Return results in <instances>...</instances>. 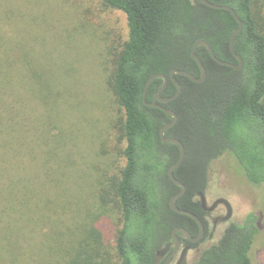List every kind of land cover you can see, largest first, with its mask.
I'll use <instances>...</instances> for the list:
<instances>
[{
    "label": "trees",
    "instance_id": "trees-1",
    "mask_svg": "<svg viewBox=\"0 0 264 264\" xmlns=\"http://www.w3.org/2000/svg\"><path fill=\"white\" fill-rule=\"evenodd\" d=\"M102 1L106 8L122 12L128 27L107 78L123 114L119 134L125 164L110 179L109 189L102 188L93 198L92 210L80 194V201H74L77 189L67 190L63 153L53 147L42 113L33 114L45 82L49 99L61 93L51 88L53 75L46 81L52 64L45 68L35 60L32 45L18 35L22 29L15 16L0 13L10 25L8 33L0 27V264H158L156 252L176 228L194 236L198 232L196 221L169 203L180 191L168 175L180 149L163 143L160 130L172 117L147 106L143 93L155 74L169 76L179 69L199 77L192 55L198 40L208 41L219 59L238 64L230 46L238 22L230 11L198 0ZM209 1L232 7L243 22L235 41L243 68L221 65L199 46L205 81L176 75L182 92L163 104L178 115L165 136L185 147L184 161L173 173L186 191L175 205L202 220L197 193L204 191L210 165L221 155L230 154L250 184L264 186V0ZM162 84L161 78L150 83L148 102L155 100ZM97 87L102 93L104 87ZM176 90L169 79L161 97H171ZM110 121L118 126L117 113ZM110 222L116 226L112 250L102 228ZM221 234L192 264H253L257 214L230 224Z\"/></svg>",
    "mask_w": 264,
    "mask_h": 264
},
{
    "label": "rangeland",
    "instance_id": "rangeland-1",
    "mask_svg": "<svg viewBox=\"0 0 264 264\" xmlns=\"http://www.w3.org/2000/svg\"><path fill=\"white\" fill-rule=\"evenodd\" d=\"M10 12L22 29L18 35L32 45L35 60L45 68L52 64L49 69L53 73L46 81L53 75L55 85L51 88L61 93L49 99L45 82L33 114L42 113L53 147L63 153L67 190L77 189L74 201H80V194L87 209L92 210L93 198L102 188L109 189L110 179L125 164L120 153L124 142L119 134L123 114L107 78L116 52L127 39L126 16L106 8L102 0H0V13L12 18L6 14ZM2 19L0 27L8 33L10 25ZM67 36L76 41L71 42ZM97 86L104 87L102 93ZM113 112L119 119L116 128L110 121ZM205 195L210 202L222 196L233 205V218L222 230L232 223L242 224L251 213L258 215L259 234L251 259L253 264H264V186L250 184L235 159L225 153L210 165ZM69 196L67 193L70 202ZM102 228L105 244L112 250L116 226L110 222ZM215 241L202 243L195 256Z\"/></svg>",
    "mask_w": 264,
    "mask_h": 264
},
{
    "label": "water",
    "instance_id": "water-1",
    "mask_svg": "<svg viewBox=\"0 0 264 264\" xmlns=\"http://www.w3.org/2000/svg\"><path fill=\"white\" fill-rule=\"evenodd\" d=\"M198 1L203 3V4H205L206 6L211 7V8L225 9V10L230 11L232 13V15L234 16V18L236 19V21L238 22V27L233 32V34L231 36V41H230L231 50L234 53L236 59L238 60V64H234V63L223 61V60L219 59L217 57L215 51L213 50L212 46L210 45V43L208 41H206V40H198L194 44V46L192 48V55H193L194 59L196 60V62L198 63L199 67H200L201 74H200L199 77H196L195 75H193L192 73H190L188 71L179 70V69L171 70L169 76H167L165 74H155V75L151 76L149 78V80L147 81L146 86H145V90H144V93H143V101H144V103L147 106L159 108V109L165 111L168 115H170L172 117V120L170 122H168L167 124H165L160 130V135H161L162 142L163 143L175 144L180 149L179 159L177 160V162L172 164L169 167V169H168V175H169V178L171 179V181L174 182L176 185L181 187V190L178 193L174 194L170 198V202H169L170 203V207L174 211H176L178 213L186 214V215L192 217L194 220H196V222H198V224L200 226V233L196 237H193L190 234V232L187 229L183 228V227H179V228L175 229V231L173 232V238H174V240L176 242V249L179 246V240L177 238V233H183L186 237H188V239H190V241L197 242L203 237L204 226H203V223H202L201 219L196 214H194V213H192L190 211L184 210V209H180V208L176 207V205H175V201L179 197H181L186 191V185L183 182H181L180 180L176 179V177L174 176V173H173L174 170L176 168H178L182 164V162L184 161V158H185V147H184L183 143L179 139L165 136V133H166L167 129H169L170 127L175 125V123L177 122L178 115L173 110H171V109H169V108L157 103L156 101L148 102L146 100L147 91H148L149 85L156 78H161L163 80V84H162V86L159 89V92L157 94V98H158V100L161 103H165L166 104V103H169V102L177 99L180 96L181 92H182V85L179 82V80L177 79L176 75L187 76V77H189L190 79H192L196 83L204 82L206 77H207V69H206L205 65L203 64L201 58L197 54V48L199 46H205L207 48V50L209 51V53L211 54V56L219 64L224 65V66H229V67H232V68L237 69V70H240V69L243 68V59H242L241 55L236 52V49H235L236 37L242 30L243 22L241 21V19L239 18V16L235 12V10L232 7H230V6L218 5V4L210 2L209 0H198ZM169 79H171L176 84L177 90H176V93L173 96L167 97V98H163V97H161L160 92L167 85V83L169 82ZM199 195L201 196V200H202V203H203V206H204L205 202L207 201L206 197H205V195L202 192H200ZM219 203H226L228 206H230V204H229V202L227 200L219 199L216 202H214V204H213V206H211V208H207V209L208 210H212ZM204 208H205V206H204ZM230 216H231V212H230V209H229L227 216L224 217V220H228L230 218ZM169 246H170V244L168 243L166 245V247L162 251H160L159 253H161V252L164 253Z\"/></svg>",
    "mask_w": 264,
    "mask_h": 264
},
{
    "label": "flooded vegetation",
    "instance_id": "flooded-vegetation-1",
    "mask_svg": "<svg viewBox=\"0 0 264 264\" xmlns=\"http://www.w3.org/2000/svg\"><path fill=\"white\" fill-rule=\"evenodd\" d=\"M158 92H159V90H158ZM158 92L156 93V98L154 101L163 105L165 103H161L157 98ZM166 104H168V103H166ZM205 189H206V187H205ZM205 189L202 192L204 195H205ZM180 190H181V187H180ZM199 193L200 192L197 193V200L199 198L198 202L200 204V208H201L200 210L204 214L203 215L204 219L203 220L201 219L203 226H204L203 237L197 242H192L183 233H177V238L179 240V246L176 249V242L173 238V232L175 231L174 230L172 232L171 239L168 242H166L163 246H161L156 252V258H157L158 264H165V263L166 264H192L194 262L196 256H197V255L195 256L196 251L199 249L201 244L205 243V242L215 241V239H216L215 236L218 235L219 232H220V234L223 232L222 228L224 227V224L229 223L232 220L233 214H234V208H233V205L231 204V202L227 198L219 196V197L215 198L212 202H210L206 198L207 201L205 202V205H204L205 208H204L202 200H201V196L199 195ZM205 197H206V195H205ZM219 199L227 200L229 202L230 206H228L226 203H219L218 205H216V207H214V209H212V210L207 209V208H211V206H213L214 202H216ZM229 209L231 212V216L228 220H224V217L227 216ZM196 223L198 225V232L195 236L192 235L191 232L188 230L193 237L198 236L200 233V226H199L198 222H196ZM168 243L170 244V246L166 249V251L164 253H162V252L159 253L160 251H162L166 247V245Z\"/></svg>",
    "mask_w": 264,
    "mask_h": 264
}]
</instances>
